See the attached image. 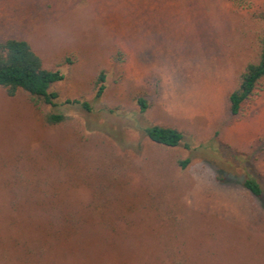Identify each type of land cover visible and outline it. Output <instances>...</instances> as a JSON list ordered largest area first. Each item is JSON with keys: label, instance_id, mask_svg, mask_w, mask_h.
<instances>
[{"label": "rangeland", "instance_id": "374dc122", "mask_svg": "<svg viewBox=\"0 0 264 264\" xmlns=\"http://www.w3.org/2000/svg\"><path fill=\"white\" fill-rule=\"evenodd\" d=\"M260 8L0 0V42L26 41L63 74L52 91L68 117L47 127L0 88V264H264V196L243 186L264 189V78L237 116L227 101L256 56ZM150 126L184 141L156 145Z\"/></svg>", "mask_w": 264, "mask_h": 264}, {"label": "trees", "instance_id": "16d2710c", "mask_svg": "<svg viewBox=\"0 0 264 264\" xmlns=\"http://www.w3.org/2000/svg\"><path fill=\"white\" fill-rule=\"evenodd\" d=\"M251 17L260 25L256 38V56L247 62L238 76L236 86L228 94V110L231 117L240 113L242 105L264 78V8L253 10ZM63 78L60 71L45 68L40 57L26 41L8 39L0 42V88L9 97L18 92L24 93L47 127H56L68 120L66 115L55 109L58 96L52 91L53 85L61 82ZM104 82L105 72L101 71L94 82L96 98L103 93ZM66 103L77 104L85 111L91 110L87 102L68 100ZM138 105L141 112L145 110L146 103L142 98L138 99ZM144 133L149 141L165 148L178 147L184 141L183 134L170 127L150 126L145 128ZM187 162H180L181 167L184 168ZM243 186L254 197L264 196L262 186L250 176L245 178Z\"/></svg>", "mask_w": 264, "mask_h": 264}]
</instances>
